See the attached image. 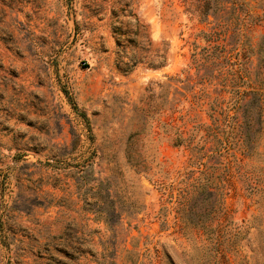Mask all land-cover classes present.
Returning a JSON list of instances; mask_svg holds the SVG:
<instances>
[{
  "label": "rangeland",
  "instance_id": "rangeland-1",
  "mask_svg": "<svg viewBox=\"0 0 264 264\" xmlns=\"http://www.w3.org/2000/svg\"><path fill=\"white\" fill-rule=\"evenodd\" d=\"M235 1L0 0V264H264V0ZM206 168L219 252L178 213Z\"/></svg>",
  "mask_w": 264,
  "mask_h": 264
},
{
  "label": "trees",
  "instance_id": "trees-1",
  "mask_svg": "<svg viewBox=\"0 0 264 264\" xmlns=\"http://www.w3.org/2000/svg\"><path fill=\"white\" fill-rule=\"evenodd\" d=\"M198 5L196 10L216 11L219 8V2L227 3L229 0H195ZM232 8H240L235 0H231ZM188 3H190L188 1ZM223 5V4H222ZM201 176L196 179L191 192H186L183 199L179 200L178 213L183 228L191 226L207 235V240L212 242L216 252L221 251L219 238L221 227L213 226V222L218 216L222 215V206L219 198L218 187L213 182V172L206 168L201 171ZM221 214V215H220ZM217 225V223H216ZM220 225V224H219ZM233 235V234H232ZM230 244H225L226 249ZM111 255V253H110ZM102 264V263H100Z\"/></svg>",
  "mask_w": 264,
  "mask_h": 264
}]
</instances>
